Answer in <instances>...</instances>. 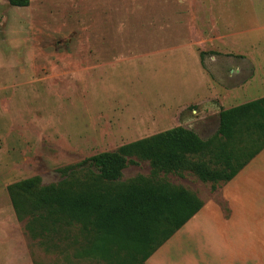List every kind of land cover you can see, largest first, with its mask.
Wrapping results in <instances>:
<instances>
[{"label":"rangeland","instance_id":"rangeland-1","mask_svg":"<svg viewBox=\"0 0 264 264\" xmlns=\"http://www.w3.org/2000/svg\"><path fill=\"white\" fill-rule=\"evenodd\" d=\"M262 97L264 0H0V264H120L90 254L94 231L19 218L8 187L83 181L78 164L176 128L208 140ZM141 179L231 215L223 182L149 162L121 182Z\"/></svg>","mask_w":264,"mask_h":264},{"label":"trees","instance_id":"trees-1","mask_svg":"<svg viewBox=\"0 0 264 264\" xmlns=\"http://www.w3.org/2000/svg\"><path fill=\"white\" fill-rule=\"evenodd\" d=\"M7 1L17 8L30 5V0ZM263 151L261 98L222 111L218 131L208 140L172 129L78 164L87 173L83 181L42 187L39 179H30L9 186L8 192L19 218L80 225L97 235L90 254L120 264L124 254L133 264H146L204 204L169 182H121L128 165L149 162L164 174L193 172L202 181L227 184Z\"/></svg>","mask_w":264,"mask_h":264},{"label":"crops","instance_id":"crops-1","mask_svg":"<svg viewBox=\"0 0 264 264\" xmlns=\"http://www.w3.org/2000/svg\"><path fill=\"white\" fill-rule=\"evenodd\" d=\"M221 194L229 219L207 202L146 264H264V151Z\"/></svg>","mask_w":264,"mask_h":264}]
</instances>
